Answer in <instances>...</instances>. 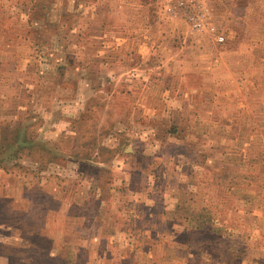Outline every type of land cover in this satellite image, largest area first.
Here are the masks:
<instances>
[{"label":"rangeland","instance_id":"obj_1","mask_svg":"<svg viewBox=\"0 0 264 264\" xmlns=\"http://www.w3.org/2000/svg\"><path fill=\"white\" fill-rule=\"evenodd\" d=\"M253 77L264 0H0V264H264V161L217 127Z\"/></svg>","mask_w":264,"mask_h":264},{"label":"crops","instance_id":"obj_2","mask_svg":"<svg viewBox=\"0 0 264 264\" xmlns=\"http://www.w3.org/2000/svg\"><path fill=\"white\" fill-rule=\"evenodd\" d=\"M247 81V87H239V93H235L237 95L240 94V97L230 93L219 94L220 97L217 105L223 107L224 110L223 119L219 121L217 126L220 128L218 142L225 147L231 145L240 146L243 148V151L249 149V152H254L253 154H256L255 146L258 145V142L261 141L264 145V85H262L264 80L258 79V77H253V79H247ZM189 106L190 108L188 109V112L192 113L194 105L192 104L191 106V101ZM194 111L196 112V110ZM220 113L222 114V111H220ZM202 115L205 116L203 111ZM192 116L193 118H197L195 115ZM219 116L222 115L219 114ZM211 119L212 117H209V121ZM199 121L205 123L208 119L204 120V118H199ZM190 122L192 123L191 126L193 128V121L191 120ZM187 125L188 123L186 121L185 126ZM179 126L182 127L181 124H179ZM208 129L214 130L211 126H209ZM258 131L260 132L258 133ZM259 135L261 137H259ZM184 139L177 136L173 141L180 144H186L187 140ZM223 151H225V148ZM132 152V154H128L127 156L132 157L135 152L134 149ZM223 155L226 159L224 152ZM138 251H141V249H138ZM132 253H135V250L132 251Z\"/></svg>","mask_w":264,"mask_h":264},{"label":"trees","instance_id":"obj_3","mask_svg":"<svg viewBox=\"0 0 264 264\" xmlns=\"http://www.w3.org/2000/svg\"><path fill=\"white\" fill-rule=\"evenodd\" d=\"M179 124L181 123H176L174 125V127H172V135L174 136H178L176 135L177 132L182 131L183 128L181 126H179ZM175 133V134H173ZM17 136V143L13 144V145H9L4 151V155L3 158L9 159L10 157H17V158H21L19 155L21 154L22 151L27 150L29 148H32L35 145V141L33 139H31L28 135V128L24 127L22 128V131L18 132ZM180 137V136H179ZM44 147V146H41ZM9 150V153H8ZM256 154H253L254 152H250L252 155L251 157L248 159V161H250L252 158L255 160L258 158L257 163L255 164L257 166V164L259 165V167H261L263 165V152L261 151V153L258 152V150H255ZM258 153V154H257ZM4 160L2 159L0 161V167H2ZM235 187V185H233V188ZM3 215H0V218Z\"/></svg>","mask_w":264,"mask_h":264},{"label":"built area","instance_id":"obj_4","mask_svg":"<svg viewBox=\"0 0 264 264\" xmlns=\"http://www.w3.org/2000/svg\"><path fill=\"white\" fill-rule=\"evenodd\" d=\"M222 40V38H220Z\"/></svg>","mask_w":264,"mask_h":264}]
</instances>
